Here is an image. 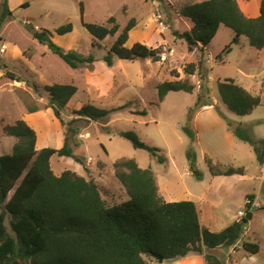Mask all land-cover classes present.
I'll use <instances>...</instances> for the list:
<instances>
[{"label":"rangeland","instance_id":"1","mask_svg":"<svg viewBox=\"0 0 264 264\" xmlns=\"http://www.w3.org/2000/svg\"><path fill=\"white\" fill-rule=\"evenodd\" d=\"M200 1L203 0H8L11 17L0 28V45L6 46L0 52V156L10 154L15 142L3 133V126L24 120L27 108L37 107L38 113L31 118L36 120L37 127L31 128L38 134L41 148H61L66 137L72 154L84 162L81 166L72 158L52 156L50 167L55 175L70 170L93 180L106 205L114 206L128 197L114 176L113 164L121 158L133 159L140 168L153 171L159 194L166 202L190 200L200 209H206L205 204L199 203L206 193L222 220L215 231L250 213L252 218L247 220L241 239L233 247L204 250V253L217 256L222 264H264V210L259 209L264 206V183L260 186L257 178L259 165L249 145L229 134L222 119L246 127L255 139L264 138V48L256 50L241 37L238 44L223 53L233 33L220 25L203 53L202 71L198 73L195 69L192 75L188 74L186 68L192 63L196 65L199 51L188 50L186 43L175 39L172 32L182 33L191 28V22L180 16L179 10ZM245 1L255 3V0ZM80 3L86 23L105 25L112 17L121 30L133 19L134 27L128 33L126 45L131 47L138 42L158 48L159 61L115 59L112 66H106L102 59L116 36H107L92 46L91 36L81 25ZM66 23L72 25V31L56 35L54 30ZM31 29L49 31L54 43L63 50L83 56L91 54L95 62L69 68L33 40ZM6 71L19 81L7 78ZM225 79L234 80L258 95L260 106L245 116L227 110L217 92V83ZM201 80L207 92L200 88ZM165 81H186L193 89L191 93L168 92L159 100L156 87ZM30 84H35L37 89ZM52 84L76 87L61 111L64 126L48 108L44 89ZM197 96L206 106L195 110ZM84 105L107 110V117L99 121L79 119L77 111ZM55 123L61 134L52 127ZM183 127H188L197 139L187 136ZM120 132L134 133L140 142L157 149V155L164 161L160 163L147 151L133 148L118 135ZM188 151L195 154L200 179L188 170ZM223 155H231L232 161L221 164L242 167L245 174L212 178L206 160L221 162ZM248 195H253L249 210ZM243 241L257 244L258 253L246 256L241 249ZM146 262L158 264L153 258H146Z\"/></svg>","mask_w":264,"mask_h":264},{"label":"trees","instance_id":"2","mask_svg":"<svg viewBox=\"0 0 264 264\" xmlns=\"http://www.w3.org/2000/svg\"><path fill=\"white\" fill-rule=\"evenodd\" d=\"M81 25L92 38V46L107 36H116L102 61L110 67L113 61H134L137 59L159 61L160 51L142 43L126 47L128 33L134 27L131 19L119 30L114 18L105 25L86 23L83 20V6L80 3ZM180 16L191 22L188 31H173L175 39L183 40L188 50L197 48L198 62L189 64L188 74L195 69L202 71L203 53L207 49L220 25L231 30L233 37L222 52L227 53L241 37L256 49L264 48V0L259 1L258 15L246 17L237 0H203L180 8ZM11 17L8 0H1L0 28ZM72 31L66 23L54 30L58 36ZM38 44L45 46L71 69L91 65L95 58L83 56L75 51H65L52 40L47 30H30ZM7 78L19 81L9 71ZM26 82V81H25ZM28 84V82H26ZM30 86L36 90L35 84ZM200 88L207 92L201 80ZM188 82L165 81L157 85V95L162 100L168 92L191 93ZM48 108L61 126V111L76 92L71 84L46 86ZM220 101L227 110L238 116L249 115L260 106L258 95H253L234 80L225 79L217 83ZM201 106L197 96L194 109ZM29 113L38 111L28 107ZM191 114L194 112L190 110ZM108 111L92 105H84L77 111L79 119L104 120ZM189 118H191L189 116ZM225 120L231 135L249 145L258 165L264 164V138L255 139L246 127L234 125ZM191 139L194 133L188 127L182 128ZM5 135L15 139L12 151L0 156V264H147L146 258L158 256L163 261H173L189 254L202 255L204 264H222L212 253L204 250L233 247L242 237L247 225L244 216L226 228L212 232L201 226L194 202L190 200L166 202L159 194L156 178L149 168H140L135 160L121 158L114 162V176L124 189L128 199L114 206H107L101 198L95 182L70 170L55 175L50 167L52 156L72 158L83 166L82 159L72 154L66 137L61 148L37 150L36 132L22 120L2 128ZM133 148L143 149L162 163L158 150L140 142L132 132H120ZM188 170L196 179L201 174L196 169L195 154L187 153ZM211 176H243L242 167L226 166L206 160ZM246 203L248 210L253 195ZM264 210V206L259 207ZM241 249L246 256L255 255L259 247L255 243L243 241Z\"/></svg>","mask_w":264,"mask_h":264},{"label":"crops","instance_id":"3","mask_svg":"<svg viewBox=\"0 0 264 264\" xmlns=\"http://www.w3.org/2000/svg\"><path fill=\"white\" fill-rule=\"evenodd\" d=\"M237 1H238V4H239V7H240L241 11L243 12V14L246 17L254 18V17H256L258 15L257 5L259 6V1L260 0H255V3H252V2L248 3L246 1L243 2V0H237ZM36 113H38V112H34V113H28L27 112V115L23 118L24 121L28 124V126L35 127V128L37 127V125L35 123L36 120H32L31 119L32 117H34L33 114H36ZM52 127H54L55 130L58 133L61 132L60 127L56 123L54 125H52ZM229 134H231V132ZM229 134H228L227 137H228V140L231 141L232 138L230 137ZM193 139L196 140L197 136L194 135ZM41 146H42L41 143L39 145V136L37 134L36 135V145H35V147H36L37 150H39V149H42ZM222 158H221L222 159L221 162L219 160L218 161L211 160V161H212V163H214V162H216V163H224V161H226V162L227 161H232L231 155H228V157L223 155ZM228 166H232V164H228ZM258 173H259V175H258L257 178L259 180V185L261 186L264 183V164L261 165V166L259 165ZM223 177L233 178V177H239V175L214 176V177L212 176V178H215L216 180L218 178H223ZM199 199H200L199 203L202 202L203 204H205V207H206V209H204V208L200 209L201 206H197L195 204V206L197 208V211H198V214H199V221H200L201 226H203L204 228L208 229L209 231L218 232V231H215V229H217L216 228L217 224H221L222 223V220L219 219V217H217V215H216L217 212H215V209H217V208H215L213 204L211 205L210 197L206 196V193H204ZM254 202H256V201L254 200ZM254 204L256 205L257 203H254ZM252 206H254V205L252 204ZM258 207H259V205H258ZM203 211H205L206 214H204ZM251 218H252V215H251ZM234 221H237V219H234L232 222H234ZM232 222H230L228 225H230ZM226 227L227 226H225V228ZM222 229H224V228H222ZM164 262L166 264H204L203 256L202 255H196V254H189V255H187V256H185L183 258H179V259H176V260H173V261H163L161 264H164Z\"/></svg>","mask_w":264,"mask_h":264},{"label":"water","instance_id":"4","mask_svg":"<svg viewBox=\"0 0 264 264\" xmlns=\"http://www.w3.org/2000/svg\"><path fill=\"white\" fill-rule=\"evenodd\" d=\"M126 47H128V45H126ZM245 217H246V219L248 220V219L251 218V214L248 213ZM152 258H153L155 261H157L158 264H161V263H162V259H161L160 257H158V256H152Z\"/></svg>","mask_w":264,"mask_h":264},{"label":"built area","instance_id":"5","mask_svg":"<svg viewBox=\"0 0 264 264\" xmlns=\"http://www.w3.org/2000/svg\"><path fill=\"white\" fill-rule=\"evenodd\" d=\"M6 46L5 45H0V52L3 53L5 50Z\"/></svg>","mask_w":264,"mask_h":264}]
</instances>
